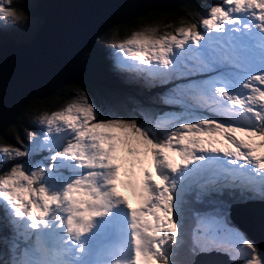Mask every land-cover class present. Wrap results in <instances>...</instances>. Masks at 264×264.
Returning <instances> with one entry per match:
<instances>
[{"label": "snow or ice", "instance_id": "obj_1", "mask_svg": "<svg viewBox=\"0 0 264 264\" xmlns=\"http://www.w3.org/2000/svg\"><path fill=\"white\" fill-rule=\"evenodd\" d=\"M12 5L0 0V21L19 23ZM199 24L111 45L128 83L160 89L133 114L102 115L81 91L0 147V264H91L98 220L121 205L132 255L116 264H196L213 251L264 264L230 214L238 199L264 201V0H221ZM122 176L139 207L117 191Z\"/></svg>", "mask_w": 264, "mask_h": 264}, {"label": "water", "instance_id": "obj_2", "mask_svg": "<svg viewBox=\"0 0 264 264\" xmlns=\"http://www.w3.org/2000/svg\"><path fill=\"white\" fill-rule=\"evenodd\" d=\"M175 2L35 0L30 8L43 21L32 36L0 40V133L29 98L79 79L92 64L84 50L111 24L127 21L148 8L167 10Z\"/></svg>", "mask_w": 264, "mask_h": 264}, {"label": "rangeland", "instance_id": "obj_3", "mask_svg": "<svg viewBox=\"0 0 264 264\" xmlns=\"http://www.w3.org/2000/svg\"><path fill=\"white\" fill-rule=\"evenodd\" d=\"M13 1H17V0H13ZM23 1H27V0H23ZM30 1L34 3L35 0H30ZM210 1L212 0H209V3H210L209 6L215 5L221 2V0H214V2H210ZM209 6L206 3L205 5L202 6L204 9H206L202 16L204 17L206 16ZM15 8L17 9V14L20 17L19 23L13 22L12 20L0 21V39L4 37H9V36L14 37V39H21L24 33L27 31V29H29V31L26 32L25 35H31V33L35 31L36 29L35 28L36 22H41V20L43 19L40 14L34 13V15L31 16V15H28L23 8H18V7H15ZM147 20L148 19L145 16L140 15L133 21V24H128L129 22L120 23L118 27H114L112 30L111 28H109L110 33L108 35H111L112 33L115 34L116 30H120V29L123 30V33L121 36L115 35V36H112L111 38H108L106 36L99 37L96 41V44L93 46L92 51L93 49H95L96 52L98 51L101 52L103 49H106V46L104 45L105 43H109V42H112L114 44L120 43L124 39L129 38L131 34L137 31L147 32L149 30L154 29L157 36L164 35L165 33H167L164 30H161V32L158 31L159 29H162L163 25H160L159 23H156V22H149ZM31 21L33 22L31 23ZM37 24H40V23H37ZM172 34H175V31L172 32ZM97 84L101 86L98 89H94L92 93L94 94V97L91 98V100L97 105H99L104 110L102 112V115H131L133 114V110L136 107V104L134 102L137 99L136 97L132 95H128L126 93V90L123 91L122 89L113 88L116 85L115 86L111 85L110 87L111 89H110L108 86L109 83H105V85H103L104 83L100 82ZM61 87L63 88L64 92L69 93L70 95L68 99L62 104L61 107L56 108L52 111L50 110V111L45 112L43 110L44 107H42L40 104H37L36 102H33L31 98H29L27 102L23 103V104H26V107L24 108L21 107L22 108L21 110L25 109L20 114V118H23V119L18 120L19 122L18 124H21V128L16 130L15 127H10V124H6V126L3 128V132L6 133V136L8 135L12 139V141L9 142L6 139L4 140L0 139V147L16 145L17 138L21 140L25 139L24 133L26 130L33 131V132L41 131L42 130L41 126L37 122L40 116L52 114L53 112L57 110H61L62 107L65 106L68 102H70L72 98L76 96L77 93L84 91L78 88L76 85H74L73 81L64 82L63 85L61 84ZM118 88H121V87L118 86ZM144 98L146 97L144 96ZM131 104H134V106L130 107ZM24 124L31 125V126L36 125L37 127L33 130H30L29 128L23 129ZM42 154L46 155V153H42ZM262 208H264V206H259L255 210V212H253V214L242 213L241 217H239V220L240 219L243 220V216L246 218H250V216L257 214L260 220L256 222V224L254 225L260 224L262 226V221L264 219V209ZM194 226H195V222L193 221L191 229ZM255 228L260 229V227H255ZM191 229L189 230V232H191ZM218 256L219 255L209 256L210 257L209 261L207 263H202V264H226V262L223 259H225L226 258L225 256H228V255H225L223 258H219V260L217 259ZM199 263L200 262L198 261V264Z\"/></svg>", "mask_w": 264, "mask_h": 264}, {"label": "trees", "instance_id": "obj_4", "mask_svg": "<svg viewBox=\"0 0 264 264\" xmlns=\"http://www.w3.org/2000/svg\"><path fill=\"white\" fill-rule=\"evenodd\" d=\"M205 3L206 4L209 3V0H176V2L167 10L148 8V9H145L140 14L131 16V18L127 21L112 24L111 27H107L105 30H103L101 34L98 35V37L106 36L108 38H111L112 36H115V35L121 36L123 33V30L121 29L120 30L115 29L116 30L115 34L112 33L111 35H108L110 33L109 28H111L112 30L114 27H118L120 23L129 22L128 24H133V21L140 15L145 16L148 19L147 21L149 22H156V23H159L160 25H163L162 29L158 30L159 32H161V30H164L167 33H172L180 26H190L193 23L198 24V19L201 15V12L204 11V8L202 6L205 5ZM33 4L34 3L31 2L30 0H27V1L17 0V1H13L12 6L23 8L28 15L33 16L34 10L30 8ZM41 21H43V19ZM33 32L31 33L30 37L32 36ZM87 56L90 57V59L92 60L93 62L92 65L89 68L84 70V72L82 73V76L79 79H74L72 81L74 85L84 90V92H86L90 98H93L94 94L92 93L94 89H98L101 86V85H98L97 83L102 82L104 83L103 85H105V83H109L108 86L110 88L111 85H114V86L116 85L115 83L117 80L115 78L109 77L104 74L106 70L105 68H102L101 66L102 64L101 55L98 54L95 51V49L89 52ZM100 68H102L101 71L99 70ZM121 87H124L126 90L137 92L136 85H125ZM113 88L121 89V88H118V85H116ZM69 95L70 94L64 92L63 88L60 86V87L54 88L52 91L44 94L43 96H33L31 97V100H33V102H36L37 104H40L42 107H44L43 110L47 112V111H50V110L52 111L56 108L61 107L62 104L68 99ZM143 96H148V95L144 93ZM21 107L22 108L26 107V104H23ZM21 107H20V110L17 112V114L13 117V120L8 122V124H10V127H15L16 130L21 128V124H18L19 123L18 120L23 119V118H20V114L21 112L25 110V109L21 110L22 109ZM7 136H6V133L4 132L0 133L1 140L6 139L7 141L11 142L12 139L9 136L8 137ZM6 167L8 166L0 165V170ZM5 231L7 232L8 230L5 229ZM194 260H195V257H194Z\"/></svg>", "mask_w": 264, "mask_h": 264}, {"label": "bare ground", "instance_id": "obj_5", "mask_svg": "<svg viewBox=\"0 0 264 264\" xmlns=\"http://www.w3.org/2000/svg\"><path fill=\"white\" fill-rule=\"evenodd\" d=\"M111 26H112V24L109 27H111ZM98 38L92 39L90 46L87 49V51L84 50V56L85 57L88 58L87 54L92 51V48L95 45V39L97 41ZM60 86H61V84L58 87H60ZM262 209H264V208H262ZM237 220H238V224L245 229L246 233L250 236V238L255 240L259 245L264 246V231H263L264 230V219L262 221V226L260 224L254 225V224H256V222H258L260 220V218L257 216V214L250 216V218H246L243 216V220H241V219L239 220V217H238ZM255 227H260V229H256ZM6 233L9 234L8 231ZM32 241H34V240H32ZM31 243H33V242H31ZM209 256L210 255H208V256L196 255L195 256L196 264H198V261L202 262V263H207L209 261V258H210Z\"/></svg>", "mask_w": 264, "mask_h": 264}, {"label": "clouds", "instance_id": "obj_6", "mask_svg": "<svg viewBox=\"0 0 264 264\" xmlns=\"http://www.w3.org/2000/svg\"><path fill=\"white\" fill-rule=\"evenodd\" d=\"M199 21H200V19H199ZM199 21H198V23H199ZM263 204H264V201H259V204H255L257 207H259V206H263Z\"/></svg>", "mask_w": 264, "mask_h": 264}]
</instances>
